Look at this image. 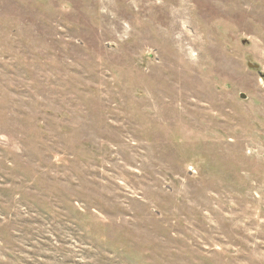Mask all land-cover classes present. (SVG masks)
<instances>
[{"label":"rangeland","instance_id":"rangeland-1","mask_svg":"<svg viewBox=\"0 0 264 264\" xmlns=\"http://www.w3.org/2000/svg\"><path fill=\"white\" fill-rule=\"evenodd\" d=\"M0 264H264V0H0Z\"/></svg>","mask_w":264,"mask_h":264},{"label":"water","instance_id":"water-1","mask_svg":"<svg viewBox=\"0 0 264 264\" xmlns=\"http://www.w3.org/2000/svg\"><path fill=\"white\" fill-rule=\"evenodd\" d=\"M248 66H249V68L252 69V70H255V69H258V68H259L258 65L251 64V63H250Z\"/></svg>","mask_w":264,"mask_h":264}]
</instances>
